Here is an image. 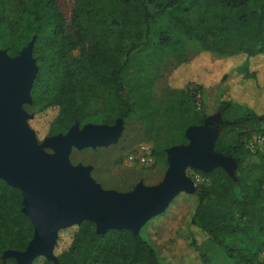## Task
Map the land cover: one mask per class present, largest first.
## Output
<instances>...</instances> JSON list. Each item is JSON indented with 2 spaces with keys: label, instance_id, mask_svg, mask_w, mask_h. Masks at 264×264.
Returning <instances> with one entry per match:
<instances>
[{
  "label": "trees",
  "instance_id": "trees-1",
  "mask_svg": "<svg viewBox=\"0 0 264 264\" xmlns=\"http://www.w3.org/2000/svg\"><path fill=\"white\" fill-rule=\"evenodd\" d=\"M58 1L0 0V49L18 56L37 35L34 57L40 73L32 91L34 105L42 109L58 107L60 115L55 126L63 128V119L68 118V129L74 122L84 120L83 110L91 103L93 86L88 88L83 83L93 79L98 88H103L106 102L102 114L94 112L91 116H99L107 124H114L117 119L145 121L147 138L154 141L153 155L166 165L165 149L189 144L186 131L191 126L210 124L206 115L195 110L197 92L176 93L174 100L162 107L153 105L152 92L146 84L127 79L136 53L153 43L157 17L174 14L189 2L203 13L205 22L195 25L186 15L177 16L174 23L188 39L195 40L202 51L217 57L245 55L256 59L264 56V0H110V5L99 8L95 16L94 10L89 8L91 0L86 4L87 0H77L72 35L67 32ZM84 4L87 18L81 17ZM113 10L114 14L120 12L125 22L120 30V57L116 58L112 48L103 41L111 27H121L117 17L109 20ZM129 16L140 26L135 33H132ZM92 20L96 22L90 23ZM126 34L134 38H127ZM156 45L173 53L179 51V41L169 30L158 34ZM74 51L77 53L73 54ZM230 98L223 96L219 105L222 119L219 128L242 129L247 124L264 123V113L248 112L228 119L233 108ZM248 135L245 133L242 137ZM215 150L235 161L236 178L222 169L204 174L211 178V184L197 187L198 205L192 225L206 232L229 259L240 264H264L261 258L264 252V149L257 151L260 153L257 160L249 165H246V155L251 150L244 141L229 143L218 138ZM22 200L18 189L0 180L1 214L5 211L6 216V206H13L27 233L25 235L23 230L16 243L0 240V254L8 248L26 249L33 236L34 227L20 210ZM76 228L71 245L58 256V264H166L150 243L132 230L97 232L96 224L91 221H84ZM193 246L200 250L196 243ZM201 258L204 264H209L205 254H201ZM0 264H16V261L10 258ZM44 264L56 263L45 260Z\"/></svg>",
  "mask_w": 264,
  "mask_h": 264
},
{
  "label": "rangeland",
  "instance_id": "rangeland-1",
  "mask_svg": "<svg viewBox=\"0 0 264 264\" xmlns=\"http://www.w3.org/2000/svg\"><path fill=\"white\" fill-rule=\"evenodd\" d=\"M156 1L165 2L166 0ZM58 2L67 32L72 35L74 32L72 19L74 10L77 7V0H59ZM89 2H92L89 8L94 10V16L99 8L110 5V0H91ZM85 4L83 6L84 11L81 13L83 18L88 17ZM189 4L187 2L174 14L166 13L157 17L153 25V43L136 53L129 67L127 79L133 83L142 82L146 84L151 89L153 105L162 107L171 103L177 95L176 93L189 92L190 90L193 93L197 92L195 110L208 117L209 130L214 131L217 139L222 138L229 143L244 141L249 151L251 150V144H254V150H251L250 153L247 152L246 155V165L252 164L260 154L257 151L264 149V143L262 144L259 141L261 137L264 138V123L247 124L242 129L227 128L223 130L218 126L222 123L218 108L223 96L228 95L231 97L233 105L232 111L227 115L228 119L238 115L242 116L248 112L258 115L264 113V56H259L256 59H249L245 55L232 58L217 57L213 53L202 51L199 44L195 40L188 39L174 23L177 16L186 15L190 17L195 25L200 26L205 22L206 19L203 13ZM114 13V10L110 13L109 20L112 21L114 17H117V23L120 22L121 27L116 25L111 27V30L106 33L108 39L105 37L103 41L105 45L112 48L116 58V56L120 57L118 55V52H120L118 45L121 41L120 30L125 22L120 12ZM128 20L132 26V33L138 31L140 26L136 23V20L131 16L128 17ZM93 22L96 21L92 20L90 23ZM163 30H169L175 39L179 41V51L177 53L156 45L158 34ZM96 33L101 37L100 32L97 31ZM126 37L134 38V36L127 34ZM33 40L32 55L35 59L34 46L37 35L33 37L29 44ZM5 51L10 58L15 57L10 55L7 50L0 49V52L5 53ZM76 53L77 51L73 52V54ZM36 66L37 73L30 92L31 102L22 104L21 111L26 115L23 123L34 134L35 141L40 148L49 154H54L53 150L43 146L45 140L59 135H66L75 127L82 131L93 126H116L119 119L114 124H107L103 123L99 116H91L94 112L98 115L99 113L102 114L106 102L103 88H98V85H95L96 82L91 79L83 83L88 88L93 86L91 103L83 110V114L86 115L84 120L82 122L76 121L66 129L69 120L64 118V127L56 128L55 123L60 115L59 108L42 109L34 105L32 91L40 73L37 61ZM249 72L251 73L248 76ZM120 120L122 121V131L116 140L106 144L98 143L82 149L72 148L69 155L71 164L74 167H91V177L107 191L131 193L140 184H143L146 188L159 187L163 183L169 168L168 149H165L167 155L166 165L161 158L159 159L153 155L154 141L147 138L145 121L140 119ZM245 133L249 135L242 137ZM143 146L152 151L153 162L150 165H143L138 160V153ZM218 169H222L230 177L236 178L238 170L234 164L225 167L219 163H215L209 171L187 166L185 175L193 182L197 190L198 186H209L211 184V178L204 174L213 173ZM197 205L196 192L192 194L181 192L170 202L163 213L151 218L139 230L138 234L150 243L157 255L166 264H204L201 254L208 257L209 264H240L229 259L224 250L213 243L206 232L192 225V218ZM20 210L23 213V200ZM78 225L75 224L59 231L53 251L55 260H50L45 255H41L36 257L31 264H44L45 260L58 264V256L71 245ZM23 230H25V226L18 219L16 209L8 204L6 206V216L5 211L3 215L0 212V240L5 241L6 239L7 242L14 241L16 243L18 235ZM24 232L27 235L26 230ZM33 237L34 233L29 239L28 245ZM194 243L199 246V251L193 246ZM26 249H5L0 254V261L7 262L8 259L13 258L18 264L16 258L5 257V252L9 250L25 251ZM261 258L264 260V252Z\"/></svg>",
  "mask_w": 264,
  "mask_h": 264
},
{
  "label": "water",
  "instance_id": "water-1",
  "mask_svg": "<svg viewBox=\"0 0 264 264\" xmlns=\"http://www.w3.org/2000/svg\"><path fill=\"white\" fill-rule=\"evenodd\" d=\"M33 45L34 40L14 58L0 52V179L21 191L23 213L34 226L27 249L9 250L5 257L16 258L18 264H31L41 255L55 260L59 231L83 221L94 222L97 232L129 229L138 234L178 194L196 192L185 175L187 166L209 171L215 163L235 165L216 152L217 136L209 126H191L186 131L189 144L168 149L169 168L159 187L140 184L131 193L104 190L91 177V167H74L69 155L74 147L113 142L122 131V121L117 120L114 127L93 126L82 131L75 127L66 135L48 138L43 146L54 154L40 148L23 123L26 115L21 111L22 104L31 102L37 73Z\"/></svg>",
  "mask_w": 264,
  "mask_h": 264
},
{
  "label": "built area",
  "instance_id": "built-area-1",
  "mask_svg": "<svg viewBox=\"0 0 264 264\" xmlns=\"http://www.w3.org/2000/svg\"><path fill=\"white\" fill-rule=\"evenodd\" d=\"M262 144L264 143V138H260L259 140ZM254 144H251V150H254ZM138 160L143 165H150L153 162L152 151L147 147L143 146L138 153Z\"/></svg>",
  "mask_w": 264,
  "mask_h": 264
}]
</instances>
